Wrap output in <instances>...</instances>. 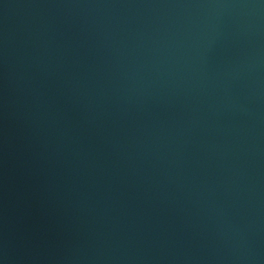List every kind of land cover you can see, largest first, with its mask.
<instances>
[{
	"label": "water",
	"instance_id": "water-1",
	"mask_svg": "<svg viewBox=\"0 0 264 264\" xmlns=\"http://www.w3.org/2000/svg\"><path fill=\"white\" fill-rule=\"evenodd\" d=\"M0 264H264V0H0Z\"/></svg>",
	"mask_w": 264,
	"mask_h": 264
}]
</instances>
